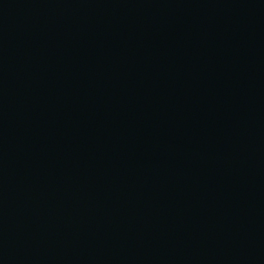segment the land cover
I'll return each mask as SVG.
<instances>
[{
    "label": "water",
    "instance_id": "95a60500",
    "mask_svg": "<svg viewBox=\"0 0 264 264\" xmlns=\"http://www.w3.org/2000/svg\"><path fill=\"white\" fill-rule=\"evenodd\" d=\"M0 264H264V0H0Z\"/></svg>",
    "mask_w": 264,
    "mask_h": 264
}]
</instances>
